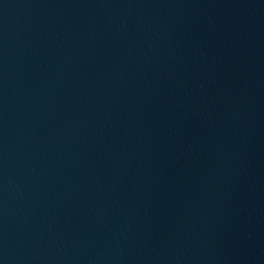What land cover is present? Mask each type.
Wrapping results in <instances>:
<instances>
[{"label":"water","instance_id":"95a60500","mask_svg":"<svg viewBox=\"0 0 264 264\" xmlns=\"http://www.w3.org/2000/svg\"><path fill=\"white\" fill-rule=\"evenodd\" d=\"M0 264H264V0H0Z\"/></svg>","mask_w":264,"mask_h":264}]
</instances>
